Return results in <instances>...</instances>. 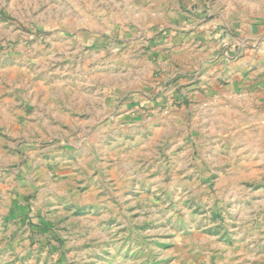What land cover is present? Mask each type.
<instances>
[{
	"label": "rangeland",
	"instance_id": "obj_1",
	"mask_svg": "<svg viewBox=\"0 0 264 264\" xmlns=\"http://www.w3.org/2000/svg\"><path fill=\"white\" fill-rule=\"evenodd\" d=\"M133 2L0 0V264H264L258 103L185 106Z\"/></svg>",
	"mask_w": 264,
	"mask_h": 264
},
{
	"label": "crops",
	"instance_id": "obj_2",
	"mask_svg": "<svg viewBox=\"0 0 264 264\" xmlns=\"http://www.w3.org/2000/svg\"><path fill=\"white\" fill-rule=\"evenodd\" d=\"M174 2L182 17L171 9ZM133 3L144 7L142 14L147 11L151 16L148 21L134 24L153 27L144 33L145 56L155 66L163 64L172 69L168 75H175L171 82L180 87L177 90H181L185 106L193 105L194 101L200 105L211 106L216 101L234 106L239 100L252 98L258 103L252 110H256L264 124V14L239 18L230 12H218L209 18L207 3H199L193 9L188 8V0ZM184 27L187 31L183 34ZM133 28L136 33L139 31L134 26L130 30L120 27L114 35L128 38Z\"/></svg>",
	"mask_w": 264,
	"mask_h": 264
}]
</instances>
